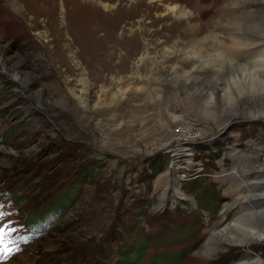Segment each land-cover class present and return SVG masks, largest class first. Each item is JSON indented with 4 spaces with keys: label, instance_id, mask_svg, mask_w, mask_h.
<instances>
[{
    "label": "rangeland",
    "instance_id": "1",
    "mask_svg": "<svg viewBox=\"0 0 264 264\" xmlns=\"http://www.w3.org/2000/svg\"><path fill=\"white\" fill-rule=\"evenodd\" d=\"M233 24L264 48V0H0V228L20 226L0 264L76 248L62 264H114L130 245L135 264L264 261L237 231L263 221L241 204L264 160V124L244 118L264 112V68ZM182 119L206 138L175 169L156 134Z\"/></svg>",
    "mask_w": 264,
    "mask_h": 264
},
{
    "label": "bare ground",
    "instance_id": "2",
    "mask_svg": "<svg viewBox=\"0 0 264 264\" xmlns=\"http://www.w3.org/2000/svg\"><path fill=\"white\" fill-rule=\"evenodd\" d=\"M103 4L105 7H109L108 3H103ZM90 20H92V19H90ZM233 28H234V30L240 32L238 36H241V38L243 39L239 44L240 48L241 47L248 48L251 45H253V46L257 45L255 50H256V52H258V55H260V57H258V61H259L258 66H262L264 68V48L261 47L262 45H260V43H262V42H260V43L257 41L252 42L253 38H257V36H261V35L250 34L246 29L239 27V25H237V24L236 25L233 24ZM234 49H238V48L236 47ZM216 57H218V56H216ZM253 70H254V72L252 74L250 73L249 75H247V74L245 75L246 79L248 78L249 80H252L251 76L253 78L258 77V76L260 77V75L258 73V68L257 69L254 68ZM215 97L214 96L212 97V95L209 94L210 99L207 101V103L213 104L216 101ZM244 118L249 119L250 122H258L260 124L261 123L264 124V112L254 114L252 116H248V117H244ZM176 124H177V126L180 127V130L177 133L172 130V127H173L172 126L171 128H169L167 130H163L158 135L156 134V138H157V145L158 146L160 145L161 147L163 146V148L166 152L172 154V157H173L172 161H171L172 165L170 167L174 166L175 169H178L180 165L175 164V161H176V159L179 160V158L182 156V154H184V151L182 149L183 141H193V140L198 139V138L203 139L206 137L202 136V132H203V126L202 125H200L199 128L195 129L192 126H190V123L188 121H184L183 119L180 120ZM175 133L179 134V137H177L175 141L171 142L173 140V136ZM146 150H147V147H146ZM258 151H260V153L264 154V149L263 150L261 149ZM189 153H190V155L192 154L191 149H189ZM257 154H259V153H257ZM257 154L255 155V158H256L255 163L260 164L261 167H258L255 170L254 178H252L253 181H247V180L244 181L245 183H247L246 184L247 189L249 187L250 190L254 192V195H253L254 198H252L253 196L252 197L250 196L249 201H248V202H250L249 205L245 203V204H241V207H243L242 209H249L250 211L252 210L251 212H248L247 214L249 216L256 215V216L262 217L263 221L261 222L262 225H260V226L255 225V226L250 227L248 229L241 227L240 229L237 230L241 235L244 236V241L242 243H243V247H246V248L251 247L252 244H254L253 241L254 242H255V240L257 241V237H258V241L264 240V160L262 161L261 160L262 158L260 159V157ZM191 162L192 161L190 160V164H191ZM185 163L187 165H189L186 161H185ZM187 167L188 166H186V168ZM169 172H170V169H169ZM184 177L186 178V176H184ZM253 184L256 185L257 188H258V186H260V188L257 189L258 193L256 192V188H255V190H252ZM246 191L247 190H243V192H245V193H246ZM239 211L241 214H243V212H241V210H239ZM235 222H236V225H240V224H237L239 222V220H236ZM212 238L217 239L218 243L222 244V240L218 237V235L216 233H213L211 239ZM248 252L250 253V251H247V253ZM250 259L253 262H248ZM239 264H264V261L259 255L256 257V259H252V258H250L249 254H248L243 258V260H241L239 262Z\"/></svg>",
    "mask_w": 264,
    "mask_h": 264
},
{
    "label": "trees",
    "instance_id": "3",
    "mask_svg": "<svg viewBox=\"0 0 264 264\" xmlns=\"http://www.w3.org/2000/svg\"><path fill=\"white\" fill-rule=\"evenodd\" d=\"M71 148V147H70ZM70 156V155H69ZM72 158V157H71ZM157 159H159L161 162H163V163H161L160 165H157V168H158V170L160 169V168H162V166H163V164H164V159L159 155L158 157H157ZM77 161V163H75ZM159 161V162H160ZM158 162V160H157V163H159ZM46 163H48V164H50V161H48V162H46ZM45 163V164H46ZM72 168H73V166L75 165V167L77 168L76 169V176L78 177L77 179H78V182L79 183H83V182H87V180L89 179V176H87L88 175V166H87V162L86 163H81L80 164V162L78 161V160H72ZM165 166V165H164ZM65 169L64 168H61V172H63ZM158 170H157V172H158ZM157 172H153L152 173V176L154 175H157ZM151 176V177H152ZM68 193L66 192L65 194H64V197L63 198H61V199H59V200H57V201H55V203H48V206L46 207V210H49L48 212H51V211H58L59 209H61V208H63L64 206H67V204H65V199L66 198H68ZM23 203V200H19V201H16V204L17 205H20V204H22ZM72 203H74V200L72 201ZM32 211V210H31ZM44 216H45V214L43 213V212H41V213H38V214H35L34 215V218L35 217H39L40 219H44ZM134 244V243H133ZM136 245V244H135ZM131 246L132 245H130L128 248H126V250L125 251H122V253H123V258L122 259H118V260H116V261H114L113 263L114 264H135L136 263V259H137V257H138V253H136V254H132V249H131ZM145 248H146V246L145 247H143V248H141L142 249V252H140L139 253V255H143L144 254V251H145ZM77 253H78V249L76 248V249H74V251H72V252H68V251H63V252H61V253H59V256H58V253L56 252V253H53V255H54V257L52 258V259H50L51 261H52V263L51 264H62L63 263V259H61V257H62V255H66V254H69V259H71V260H74V257L77 255ZM108 254V253H107ZM110 254H108V256H109ZM112 257V256H111ZM110 257V258H111ZM110 258L109 257H107V260H109L110 261ZM50 261V262H51ZM66 261V260H65ZM46 264H49L48 263V261H47V263Z\"/></svg>",
    "mask_w": 264,
    "mask_h": 264
},
{
    "label": "snow or ice",
    "instance_id": "4",
    "mask_svg": "<svg viewBox=\"0 0 264 264\" xmlns=\"http://www.w3.org/2000/svg\"><path fill=\"white\" fill-rule=\"evenodd\" d=\"M8 233L4 230V228H0V259H4L6 256L11 255L14 249L10 246L13 241L9 240L7 243L6 237Z\"/></svg>",
    "mask_w": 264,
    "mask_h": 264
},
{
    "label": "built area",
    "instance_id": "5",
    "mask_svg": "<svg viewBox=\"0 0 264 264\" xmlns=\"http://www.w3.org/2000/svg\"><path fill=\"white\" fill-rule=\"evenodd\" d=\"M194 141L195 140H193V141H183V145L182 144L181 145H182V149L184 151V154H182V156L180 158H185L184 160L188 161V157H191L194 154L193 150L191 149V145H190ZM189 149H191V152H192L191 155L189 153Z\"/></svg>",
    "mask_w": 264,
    "mask_h": 264
}]
</instances>
